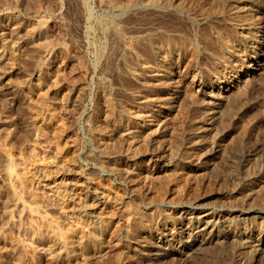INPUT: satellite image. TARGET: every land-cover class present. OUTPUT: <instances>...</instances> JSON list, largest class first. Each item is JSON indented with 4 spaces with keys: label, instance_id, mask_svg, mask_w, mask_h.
<instances>
[{
    "label": "rangeland",
    "instance_id": "obj_1",
    "mask_svg": "<svg viewBox=\"0 0 264 264\" xmlns=\"http://www.w3.org/2000/svg\"><path fill=\"white\" fill-rule=\"evenodd\" d=\"M263 63L264 0H0V264H264L214 241L264 232Z\"/></svg>",
    "mask_w": 264,
    "mask_h": 264
},
{
    "label": "bare ground",
    "instance_id": "obj_2",
    "mask_svg": "<svg viewBox=\"0 0 264 264\" xmlns=\"http://www.w3.org/2000/svg\"><path fill=\"white\" fill-rule=\"evenodd\" d=\"M121 1V0H120ZM196 1V0H195ZM209 1V0H208ZM115 6V5H114ZM117 7V6H116ZM162 7V6H161ZM213 10V9H212ZM223 12V11H222ZM113 21V20H112ZM107 31V30H106ZM116 31V30H115ZM204 31V30H203ZM232 31V30H231ZM112 32V31H111ZM114 32V31H113ZM100 33V32H99ZM228 33V32H227ZM232 33V32H231ZM121 34V33H120ZM127 34V33H126ZM208 34V33H207ZM116 35V34H115ZM113 36V35H112ZM151 37V36H150ZM113 39V38H112ZM168 40V39H167ZM150 41V40H149ZM153 41V40H152ZM126 42V41H125ZM151 42V41H150ZM149 42V43H150ZM155 42V41H154ZM153 45H155V43H153V42H151ZM152 44H150L151 45V47L153 46ZM116 46V45H115ZM132 46V45H131ZM113 47V46H112ZM105 48V47H104ZM153 48V47H152ZM111 49V48H110ZM104 51H106V50H104ZM142 51V50H141ZM112 52V51H111ZM106 55V54H105ZM263 55V54H262ZM253 56V55H252ZM107 57V56H106ZM143 65V64H142ZM263 65H264V63H263ZM128 70V69H127ZM125 73V72H124ZM180 85V84H179ZM259 87V86H258ZM237 97V96H236ZM252 97V96H251ZM160 100V99H159ZM226 100V99H225ZM196 102V101H195ZM74 103V102H73ZM243 104V103H242ZM220 107V106H219ZM199 110V109H198ZM129 111V110H128ZM210 111V110H209ZM126 112V111H125ZM213 112V111H212ZM260 113V112H259ZM147 115V114H146ZM142 116V115H141ZM144 119V118H143ZM175 119V118H174ZM150 120V119H149ZM167 120V119H166ZM157 126V125H156ZM136 129L134 128V127H132V125L130 126V125H127V126H125V130H124V132H125V134H126V137H127V139L128 140H130L131 141V143L129 144V150L130 149H132V151H133V148H134V146L136 145V144H138V141L136 140V137H137V135H138V133H137V131H135ZM39 132V131H38ZM237 137V136H236ZM146 138V137H145ZM138 139V138H137ZM146 141V140H145ZM131 151V152H132ZM142 151V150H141ZM130 153V152H129ZM141 153V152H140ZM171 157V156H170ZM167 158V157H166ZM169 159V158H168ZM170 161V160H169ZM109 165V164H108ZM13 167V169H11L12 171L13 170H15V168H14V166H12ZM11 167H9V169H10ZM114 168H115V166H114ZM17 170V169H16ZM11 172V171H10ZM12 174H13V172H12ZM166 177V176H165ZM140 183V182H139ZM248 188V187H247ZM6 190V189H5ZM177 190V189H176ZM256 191V190H255ZM250 194H251V190L250 189H248V190H246L245 191V193H244V198H249V196H250ZM8 197V196H7ZM9 198V197H8ZM7 199V198H6ZM248 203V202H247ZM36 204V203H35ZM24 205V204H23ZM259 208V207H258ZM253 210H255V209H253ZM251 208L249 209H247L246 211V213H245V215H244V217L242 218V217H237V218H235L236 219V221H238V222H240V223H242V221H248V223L249 222H251L252 224H256V223H258V222H256L255 220H254V217L253 216H251V214H253L254 213V211H253ZM50 212V211H49ZM262 212V211H261ZM208 213V212H207ZM199 216V215H198ZM217 217V216H216ZM184 218V217H183ZM256 218H258V217H256ZM259 218L261 219L262 218V216H259ZM233 219V218H232ZM231 219V220H232ZM263 219V218H262ZM261 219V220H262ZM194 221H193V227H194V229H195V231H197L195 234H193L192 232H191V230H185V231H183V234H185L186 236L188 235V240L186 241V249H188V250H191V251H193L194 250V248L198 245V246H203V245H206V244H208V242H209V239L208 238H206L207 237V235H214L215 234V232L217 231V229L219 228V225H220V223L219 222H217L216 221V218H215V216H214V214H212V213H209V214H203L202 216H200V217H198V218H194L193 219ZM229 222H231V221H229ZM263 222V221H262ZM189 223V222H188ZM260 223V222H259ZM233 224V223H232ZM242 228V227H241ZM58 228H56V230H57ZM114 230H116V229H114ZM242 231V230H241ZM256 232V231H255ZM167 235V234H166ZM167 237H165L164 239H160L159 241H160V243L162 244L163 243V245H164V242H167L168 241V239H166ZM241 239V240H240ZM215 242H216V244H218V245H223V244H225V243H227V242H239V243H242V244H244V246H248L249 248H257V250H256V255H254V258L255 259H259V255L262 253V252H264V232H262L261 234H259V236L258 237H255V235H253L251 232L249 233V232H245V231H243L242 233H239V234H237V233H235V232H224L223 234H221V235H218V236H215V240H214ZM158 242V241H157ZM160 243H158V244H160ZM217 245V246H218ZM172 246V245H171ZM208 246V245H207ZM228 246V245H227ZM213 247V246H212ZM215 247V246H214ZM147 248V247H146ZM161 248H162V245H161ZM204 248V247H203ZM211 249V248H210ZM216 249H219V248H216ZM203 252V251H202ZM245 252V251H244ZM253 252H255V251H253ZM163 253V252H162ZM167 253H169L168 251L167 252H165L164 254H167ZM262 256V255H261ZM206 257V256H205ZM248 258V257H247ZM247 260V259H246ZM252 258H248V261H247V264H251V263H253L252 262Z\"/></svg>",
    "mask_w": 264,
    "mask_h": 264
}]
</instances>
